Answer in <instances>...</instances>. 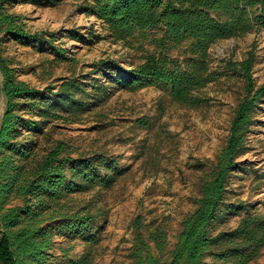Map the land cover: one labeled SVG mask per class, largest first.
I'll return each mask as SVG.
<instances>
[{
    "label": "trees",
    "instance_id": "obj_1",
    "mask_svg": "<svg viewBox=\"0 0 264 264\" xmlns=\"http://www.w3.org/2000/svg\"><path fill=\"white\" fill-rule=\"evenodd\" d=\"M4 2L0 0V264H46L56 233L97 242L93 227L103 212L68 207V196L108 188L122 169L116 158L101 153L71 155L66 143L57 139L36 157L23 131L40 133L48 121L77 119L97 105L104 88L88 90L76 76L61 80L55 90L19 79L5 55V43L51 41L53 32L30 31L23 17L8 11ZM78 8L95 15L115 40L126 42L153 31V49L141 62L128 69L111 63L128 74L129 88L143 81L162 83L172 102L188 107L199 105L204 100L201 90L220 76L209 66L210 45L264 30V0H79ZM255 62L253 42L241 60L225 63L226 70L240 78L243 95L234 106L222 148L199 179L194 207L180 220L174 244L169 247L163 229L136 215L130 223L128 264H247L264 247V213L226 196L230 173L246 150L253 110L264 100V84L255 85L252 78ZM104 63L98 60L93 69ZM259 176L264 178V171ZM232 215L240 216L234 227L216 229ZM65 264H91V257L85 251Z\"/></svg>",
    "mask_w": 264,
    "mask_h": 264
},
{
    "label": "rangeland",
    "instance_id": "obj_2",
    "mask_svg": "<svg viewBox=\"0 0 264 264\" xmlns=\"http://www.w3.org/2000/svg\"><path fill=\"white\" fill-rule=\"evenodd\" d=\"M78 2L5 0L6 9L20 14L27 29L53 32L51 41L10 40L5 43V55L17 77L35 88L50 85L55 90L70 76L79 78L88 90L95 85L104 88L97 105L77 119L48 121L40 133L38 129L23 131L36 157L57 139L66 143L71 155L101 153L116 158L122 169L110 187H93L68 196V207L103 212L93 227L97 242L56 233L46 264H65L85 251L91 264H128L130 223L136 215L163 229L169 247L174 244L180 220L194 207L199 179L222 148L234 106L243 95L240 78L226 70L225 63L241 60L254 42L252 78L255 85L264 84V30L210 45L209 66L220 76L201 90L204 100L199 105L188 107L172 102L168 86L162 83L143 81V85L129 88L125 84L130 81L128 74L111 63L128 69L141 62L153 49L149 42L153 31L126 42L115 40L95 15L78 8ZM74 33L81 38H71ZM103 59L105 63L93 69V63ZM252 118L246 150L230 173L226 196L250 211L264 213V178L259 176L264 171V100L256 104ZM239 218L232 215L216 229L232 228ZM247 264H264V247Z\"/></svg>",
    "mask_w": 264,
    "mask_h": 264
},
{
    "label": "bare ground",
    "instance_id": "obj_3",
    "mask_svg": "<svg viewBox=\"0 0 264 264\" xmlns=\"http://www.w3.org/2000/svg\"><path fill=\"white\" fill-rule=\"evenodd\" d=\"M2 111H3V98L0 99V118L2 115Z\"/></svg>",
    "mask_w": 264,
    "mask_h": 264
},
{
    "label": "water",
    "instance_id": "obj_4",
    "mask_svg": "<svg viewBox=\"0 0 264 264\" xmlns=\"http://www.w3.org/2000/svg\"><path fill=\"white\" fill-rule=\"evenodd\" d=\"M0 79H1V76H0ZM3 98L2 96H0V99Z\"/></svg>",
    "mask_w": 264,
    "mask_h": 264
}]
</instances>
